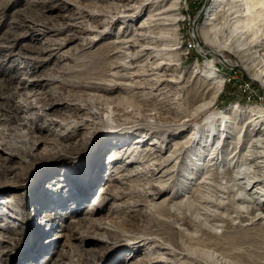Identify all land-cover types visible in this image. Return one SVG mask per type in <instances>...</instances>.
<instances>
[{"label": "rangeland", "instance_id": "1", "mask_svg": "<svg viewBox=\"0 0 264 264\" xmlns=\"http://www.w3.org/2000/svg\"><path fill=\"white\" fill-rule=\"evenodd\" d=\"M170 1L148 5L126 24L118 17L134 4L127 0H0V264H130L138 255L145 259L169 256L174 246L165 237L170 227L164 224L169 216L162 200L170 191L158 192L159 196L154 193L152 183L156 182H149L146 174L152 163L141 158L142 149L152 148L161 154L152 141L166 135L170 149L191 130L200 129L207 112L219 110L223 113L212 124L217 131L205 146L206 154L209 156L216 145L227 157L240 149L235 147L246 137L250 111L264 108V89L252 80L256 77L264 82V57L255 61L243 55L241 40L229 41L221 35L220 26L204 25L211 0H177L179 20L166 28L163 35L168 38L161 42V47L173 48L164 56L178 63L171 72L175 82L169 83V95L154 96L150 89H139L134 96L129 86L120 84L142 83L153 76L123 80L110 75L118 70L113 68L118 61L113 53L117 45L111 41L131 36L150 11ZM200 30H208L214 47L221 44L223 51L214 63L224 83L213 106L206 96L207 84L201 99L194 103L187 100L189 91L203 78L207 59H215L200 48L204 44ZM104 65L110 66L107 69ZM227 83L234 94L227 93ZM220 94L232 96L233 101L221 106ZM154 108L159 111L152 115L154 130H134L136 125L149 122L136 117L152 113ZM181 121L179 129L168 130ZM223 124L230 131L226 139ZM118 133L126 138L119 141ZM145 135L146 142H137ZM127 147L133 158L124 154L111 164L106 162L114 151ZM207 155L199 160L202 172L180 191L178 198L184 208L189 203L187 197L199 186L196 180L205 171ZM257 160L253 164L261 159ZM215 164L220 170L229 166L216 159ZM120 166L125 170L115 171ZM251 187L240 191L249 199ZM198 199L197 195L192 198L193 202ZM216 211L217 216L228 215L233 223L239 222V229L256 234L257 240L230 243L228 234L220 238L204 233L203 238L231 253L217 257L219 251L211 245L203 248L202 260L211 259V254L222 264H262L263 221L248 224L254 214L243 211L246 217L237 218L230 204ZM223 219L215 222L221 224ZM201 227L194 221L190 230L205 232ZM233 228L228 224V233ZM215 229L220 231L221 226ZM177 238L172 231V239ZM134 240L145 242L146 251L118 259L117 254L129 251ZM149 240L164 246L154 248ZM233 247L240 252H232ZM180 261L189 262L184 258ZM174 264H179V258Z\"/></svg>", "mask_w": 264, "mask_h": 264}, {"label": "bare ground", "instance_id": "2", "mask_svg": "<svg viewBox=\"0 0 264 264\" xmlns=\"http://www.w3.org/2000/svg\"><path fill=\"white\" fill-rule=\"evenodd\" d=\"M127 1L134 2V4L130 5V7L123 12V15L118 17L123 18V22L126 24L127 20L129 21L133 16H137L143 9L147 8L148 5L154 6L165 2V0ZM159 6L160 7L154 10L151 9L152 11H150L147 17L134 29L131 36L123 35L124 37L111 41L115 47L117 45L113 53L118 57V61L113 68L118 70L117 72L110 73V75L121 77L123 80H133L132 78L136 76H153L150 79H143L142 83L140 81L133 82V84L125 82L120 83L129 86L134 96L139 92V89H150V92H153L154 96L169 95L171 91L168 88L169 83L175 82L171 78V72L177 68L176 66L178 63L164 56L166 52L173 48L161 47V42L168 38V36L163 35V33L167 31L166 28L168 26H175L179 20L176 17V14L179 13L177 12V0H171L169 4ZM205 12L204 25L211 26V28L213 24L220 26L222 29L220 31L221 35L226 36L225 38L229 41L235 38L241 40L243 42V51L241 52L243 55H249L250 58L255 61L261 60V56L264 57V0H211ZM133 13L135 14L133 15ZM199 34L204 39V44L201 45L200 48L205 54H212L215 59H207V62L205 61L206 64L203 68L207 69L201 74L203 78L200 79L198 86H195L189 91L187 100L190 103H194L201 99L204 94L203 89L206 88L207 84L206 96H209L210 100L208 102L213 106L215 97L220 92L224 83L222 77L214 70L215 60L218 61V58L223 56V51L219 43L220 46L214 47L216 43L213 38L209 36L208 30H200ZM130 49H135V51L132 52ZM258 53L260 56H257ZM101 59L103 60V58ZM151 59L153 60L150 61ZM164 65H166V67L163 69ZM104 66L108 69L110 65ZM104 70L106 69L104 68ZM155 70L157 71L154 72ZM252 80L260 82V86L264 89L263 81L256 77H253ZM116 84L117 83H115V85ZM138 100L143 101L142 99ZM204 104L205 103L201 104L200 107H203ZM156 108L153 109L154 112L152 113H148L142 117H136V119H147L149 122L148 124L140 123L133 127V129L150 128L154 130V117L152 115L159 112ZM244 111L246 112V110ZM222 113L221 110L207 112L203 116L201 123L202 127L197 131L191 130L185 138L172 143L170 149L166 147V144L169 142L166 135L161 136L160 141H152L151 144L155 145L156 150L161 154L153 151L152 148L142 149L144 152L141 154V158L151 160L150 162L152 163L147 167L146 174L148 172L149 182H156L152 183L156 191L154 193L159 196L158 192L160 194L161 192L164 193L165 190L170 191V194L165 195L162 201L165 202L166 212L169 216V218H166L164 224L166 223L170 227H167L170 230L166 231L165 237H167V241L172 244L174 248H171V251H169L170 254L167 253L169 256L161 258H155V256H153L149 259H145L141 255H138L133 258L130 264H174L178 258L179 264H222L219 258V260H214L210 253L211 259L202 260L201 252L203 248H207L211 245L219 251V253H215L217 257L221 258L231 253L216 247V242H212L209 238H203L201 236L202 234L212 233L219 235L217 237L220 238H225L228 234L230 235L228 237L230 243H234L237 239L257 240L256 234L253 236L239 229L240 227L236 226L239 222L233 223L228 215L224 216L219 213L220 215L217 216L218 212L216 209L225 208V205L227 206L230 204L232 212L235 213V217L242 219L244 215L241 212L244 211L247 214H254L252 218L250 217L251 220L248 224L262 220L264 225V202L262 203L260 201V199L264 201V125L260 126V124H264V108L257 107L256 110L252 109L250 111V118L246 120V137L238 141V145L235 147L240 148L239 150H233L227 157L222 154L223 151L220 149L221 146L219 147L216 145V148H213V152L209 153V158L206 154L207 148L205 146L208 144L209 138L211 140V137L216 134L217 128L214 130L212 124L217 118L219 119V117L222 116ZM176 125L177 127H168V130L179 129L181 127L180 125H182V121L178 122ZM222 128L227 133L225 139L229 138L230 131L228 125L223 124L221 129ZM123 129L125 128L121 130ZM133 129L131 130L133 131ZM218 130H220V128ZM253 132H258V136H252L251 134ZM177 134L179 136L180 132ZM221 134H223V131ZM117 135L119 136V141L126 138V136L121 135V133ZM201 138L203 140L199 142ZM146 140V135L143 136L142 139L137 138V142L141 141L144 143ZM197 143L201 145L200 148L195 147ZM142 146L143 144L141 147ZM243 146L245 147L243 148ZM130 149L131 148L127 147L125 151H114V155L110 156L106 162L111 164L124 154V157L133 158ZM163 149H166V151H163ZM110 151H112V149ZM206 155L209 159L204 164L205 171L203 175L196 180V185L199 186H197L196 191L192 190L193 193L187 197L186 201L189 203L184 208L182 207V200L178 198L181 195L180 191H184L188 186V182L190 183L195 176H198L202 172L201 170L203 168L199 166L201 164L199 160H204ZM192 156H196V158ZM215 159L219 160L220 163L222 162V165L226 162L229 166L225 169L221 168L220 170L219 167H216ZM229 159L231 161H227ZM256 159L261 160H257L258 162H254L253 164L252 161ZM173 160H175L173 166H169L170 162ZM233 167H235L234 170ZM121 168L125 170L124 166H120V168L116 167L115 171H121ZM186 168L188 170L190 169L189 172H187ZM249 185H252L251 190H253V192L250 193V199L242 193L249 189ZM235 186L237 187L236 189L234 188ZM241 190L242 192H240ZM219 192L222 194H219ZM195 195H197L199 199L193 202L192 198H194ZM174 199L176 200L174 201ZM243 202H246L247 205L241 206L240 204ZM191 212H194L192 217L188 215L191 214ZM217 218H226V220L223 219L221 224H217L215 222ZM194 221H198L202 226L201 229L205 232L198 230L191 231L190 226ZM228 224L234 227L231 233L227 231ZM218 225L221 226L220 231L215 229ZM261 229L264 231V226ZM172 231L178 236L177 240L172 239ZM263 231L261 232L263 233ZM149 242L154 244V248L157 246H164L163 242L150 240ZM144 243L145 242L134 240L132 242L133 245L129 248L130 250L119 252L117 258L123 260L130 254L133 255L145 252L147 247ZM166 246H169V244ZM220 247H222V245H220ZM232 252L240 251L233 247ZM182 258L189 262H181L180 260ZM262 264H264V262Z\"/></svg>", "mask_w": 264, "mask_h": 264}, {"label": "trees", "instance_id": "3", "mask_svg": "<svg viewBox=\"0 0 264 264\" xmlns=\"http://www.w3.org/2000/svg\"><path fill=\"white\" fill-rule=\"evenodd\" d=\"M225 86H226L225 89H226L227 93L234 94L233 93L234 89L229 90L230 89L229 83L225 84ZM229 94H227V95H229ZM218 99H219V103H221L220 104L221 106H225L226 104L231 103L233 101V97L232 96H225V95H222V94L219 95Z\"/></svg>", "mask_w": 264, "mask_h": 264}]
</instances>
